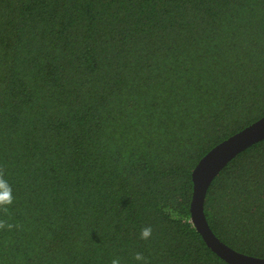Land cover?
Here are the masks:
<instances>
[{
  "label": "trees",
  "instance_id": "1",
  "mask_svg": "<svg viewBox=\"0 0 264 264\" xmlns=\"http://www.w3.org/2000/svg\"><path fill=\"white\" fill-rule=\"evenodd\" d=\"M262 115L264 0H0L2 218L21 225L0 264H229L190 222L191 171ZM203 210L264 257V138Z\"/></svg>",
  "mask_w": 264,
  "mask_h": 264
},
{
  "label": "water",
  "instance_id": "2",
  "mask_svg": "<svg viewBox=\"0 0 264 264\" xmlns=\"http://www.w3.org/2000/svg\"><path fill=\"white\" fill-rule=\"evenodd\" d=\"M264 138V115L221 140L202 155L191 171L190 222L205 244L229 264H264V257L245 254L221 241L211 230L203 210L207 188L219 170L239 151Z\"/></svg>",
  "mask_w": 264,
  "mask_h": 264
},
{
  "label": "clouds",
  "instance_id": "3",
  "mask_svg": "<svg viewBox=\"0 0 264 264\" xmlns=\"http://www.w3.org/2000/svg\"><path fill=\"white\" fill-rule=\"evenodd\" d=\"M6 172L3 167H0V231L19 229L21 225L9 222L8 219L2 217L9 216V207L14 202L13 189L5 178ZM152 235V227L146 226L140 231V239L148 240ZM134 260L141 262V264H148L143 253L137 252L134 255ZM111 264H120L119 259L114 258Z\"/></svg>",
  "mask_w": 264,
  "mask_h": 264
}]
</instances>
